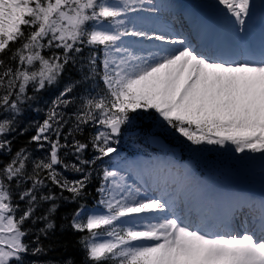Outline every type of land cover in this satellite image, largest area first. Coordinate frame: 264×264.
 Here are the masks:
<instances>
[{
  "label": "snow or ice",
  "instance_id": "obj_1",
  "mask_svg": "<svg viewBox=\"0 0 264 264\" xmlns=\"http://www.w3.org/2000/svg\"><path fill=\"white\" fill-rule=\"evenodd\" d=\"M151 0H0V110L12 118L0 120V138L14 130L22 105L59 83L66 67L75 66L89 49L88 71L82 80L66 84L48 109L30 142L50 151L26 171V149L0 168V264H24L25 254H41L42 246L30 249L24 242V224L45 220L40 232L47 236L56 225L49 219L57 205L36 216L43 201L39 189L45 179L71 193L75 201L87 195L91 172L85 165L109 157L117 149L122 127L130 125L142 110L153 112L164 124L194 145L232 146L236 153L261 154L264 160V50L259 59L241 61L216 58L210 49L201 51L196 37L173 36L166 25L152 27L136 14L158 12L146 7ZM240 32L246 31L252 15V0H217ZM137 38L133 42L125 38ZM148 42L151 47H144ZM45 49H62L44 55ZM83 71V66L80 68ZM103 82L95 95L81 98L72 131L92 122L99 130L91 139L98 155L82 159L89 144L76 140L71 148L78 163H66L61 143L60 111L71 105L70 95L84 81ZM55 136V139H52ZM67 139V137H65ZM11 151V141L0 139V151ZM67 155V152L64 153ZM58 166L84 173L70 181ZM41 172L47 176L41 178ZM27 180L31 187L19 193L27 201L21 209L15 187ZM104 184L98 189L104 211L82 218L73 214L71 227L87 232L81 240L90 264H264V201L258 228L243 233L232 230L231 220L200 218L182 206L179 196L167 186L158 195L141 196V188L129 186L118 171L103 170ZM20 215H17V213ZM39 240V237H37ZM35 264V262H33Z\"/></svg>",
  "mask_w": 264,
  "mask_h": 264
},
{
  "label": "trees",
  "instance_id": "obj_2",
  "mask_svg": "<svg viewBox=\"0 0 264 264\" xmlns=\"http://www.w3.org/2000/svg\"><path fill=\"white\" fill-rule=\"evenodd\" d=\"M53 51L62 52V49H45L43 54L51 55ZM88 54L89 49L85 48L83 53L80 54L78 63L75 66L69 64L66 67L57 85L47 87L38 93L34 92L33 89L29 87L28 94L36 98L21 106V113L15 116L13 123L14 130L7 133L5 137L0 138L11 141L10 152L7 150L0 151V168L8 163L15 156L17 151L26 149V152L30 153L26 171L31 175L34 162L45 159L48 156L50 145L45 142L44 147L41 148L38 143L30 142L31 137L36 135L38 125L46 119L49 107L56 97L59 96L64 86L74 80H82L83 75L88 71L86 66ZM82 66L83 71L80 70ZM103 88L104 85L102 81L99 80V77H97L96 81H84L70 95V98H72L74 102L68 107L60 109V111L65 114L64 119L67 121V123L61 122L63 124L61 143H66L70 146L69 149L61 150V155L66 163H78L76 156L80 154L75 153L74 149L71 148V145L74 144L76 140L89 144V147L81 157L82 159H95L98 155L91 146V139L99 130H102L100 126L93 125L92 122H89L88 124L81 125L82 131L75 132L72 131V129L77 123L75 113L81 105V98L88 93L95 95L96 91ZM132 115L136 117L134 121L138 123V125L136 124V128L139 134L133 135V130H130L126 125L123 126L121 134L118 137H114V140L118 141L113 143V147H115L117 151L123 154L132 151L146 153L145 150L148 149L147 147H149V145L144 144L145 141L142 136L149 137V140L158 138L160 141L162 140L163 143L168 144L172 150H177V154L183 159L194 160L203 174L209 173L213 176L223 177L221 171L223 166L217 161V155L214 152L211 151L210 153L207 152L206 155H202L197 152V150L190 147L195 146L190 141L183 146L174 144L175 139L173 137H178L180 134L171 128H165L167 127L166 125L159 124L153 112L144 113L142 110H138V113H133ZM4 118H12V114L3 113V111L0 110V120ZM156 131L159 132L160 136H151L156 135ZM65 137H67V139H65ZM179 137L182 138L181 135ZM52 139H55V136H52ZM136 146L142 147L137 149L135 148ZM65 152H67V155H64ZM109 157H104L103 160L97 161L94 165H85L86 171L92 173L90 182L86 188L87 195L82 198H77L75 201L71 199V193L62 190L58 186L52 184L50 180L45 179L46 186L41 187L39 193L43 195H54L55 200L41 202L37 207L36 216L46 215V210L50 208L54 202L58 207L56 212L49 217V219L55 223L56 227L45 236L40 232V229L45 228V220L37 219L35 222H33V220L25 222L23 227L27 235L24 238V242L29 245L30 249L42 246L45 251L36 255L30 253L25 254L24 264H33V262H35V264H90L86 249L81 243L82 238L88 234L87 232L73 230L71 221L73 214L81 210H85L82 218H86L89 211L95 206L96 202H98V189L102 184L103 170L111 164V158ZM58 171L70 181L79 180L84 175V173H77L71 169H64L60 166H58ZM40 175L41 178H45L47 173L41 172ZM31 184L32 181L27 180L21 187L17 188L15 187V182H13L16 202L20 204L21 209L27 206V201L19 200V193L31 187ZM17 215H20V213L18 212ZM37 237H39V240Z\"/></svg>",
  "mask_w": 264,
  "mask_h": 264
},
{
  "label": "bare ground",
  "instance_id": "obj_3",
  "mask_svg": "<svg viewBox=\"0 0 264 264\" xmlns=\"http://www.w3.org/2000/svg\"><path fill=\"white\" fill-rule=\"evenodd\" d=\"M264 1V0H259ZM168 3L172 5L175 9L177 15H173L177 20H173V17L168 14V19L170 21H174V26H169V30L173 36L182 34L179 32L181 27H184L185 24L182 22L180 18H178L179 11L185 12L189 18L192 21V24L199 23L203 24L202 29L204 32H206L207 29H213L214 31H217L222 33L225 41L230 40L233 43H236L234 49H232L233 52L237 54H241L243 57H246V55L250 52L249 48H253V44L256 45L254 49H258L261 46V42L258 41L259 34L264 35V5L260 6V9L258 10V13H253L251 15V18L247 21V28L246 31L240 32L238 30V26L236 25L234 19L230 20L228 19V15L226 12L222 9L221 6L217 4V0H151V3L149 4L150 7L158 6L159 11L158 12H150V14H147L145 12H141L136 14L139 18L142 19L143 22H145L147 25L152 27H158L160 26V23L158 22L159 18L161 17V14H163V3ZM253 2V0H252ZM219 8V10H218ZM167 11H173L172 9H167ZM170 12V13H171ZM256 20L262 21L261 23H258ZM180 26H179V25ZM184 31L191 32L190 29L185 26ZM231 34L234 36L232 37ZM235 37V38H234ZM130 41L133 42L137 38L129 37ZM144 46H148V42H144ZM202 49V48H201ZM207 50V48H206ZM211 50H213V47H211ZM220 50L223 51V46H220ZM202 51V50H201ZM216 58L219 59L218 56ZM128 168L130 170H133L135 167V162H130L128 164ZM150 169L149 165L144 166V171H148ZM172 169H175V167L172 166ZM180 169H178L176 172H173L171 174V179H168L166 181L167 187L169 190L174 189V187L182 181V178L178 176ZM121 176L125 179L126 183L129 186L136 187L141 183L140 181H135L134 178H131L130 176H127L125 173L129 174V171L127 169L120 168ZM130 175V174H129ZM133 175V173H132ZM157 187L150 188L149 183H143L142 186L148 190L147 194L140 193L141 196H153V192H156V189L158 187L163 186L162 179H158V181L155 182V185H158ZM165 187V186H164ZM201 189V184L196 181L192 176L186 177L182 185L179 189V191L176 193L179 197L181 196H187L191 193H198ZM215 191L213 189L210 190V192L207 194V196L204 198L202 204H201V210L200 216L205 215L210 219V217L215 213L217 221L222 220V216L219 213L218 209L215 208L214 203L216 200V196L214 195ZM237 204H242L244 209L250 210L251 218L254 219V223L250 224L248 226H244L245 223H247V219L242 218L241 215H237L238 218L240 217V225L243 226V232L245 230H252V228L255 226L258 228L259 224H257V219L260 218L261 210L260 208L255 209L253 208V200L249 199H237ZM262 201H259L258 204L260 205ZM235 211H238L236 208ZM228 214L230 213V209L228 208ZM260 223V222H259ZM233 225V222H232ZM233 230V228H232Z\"/></svg>",
  "mask_w": 264,
  "mask_h": 264
},
{
  "label": "rangeland",
  "instance_id": "obj_4",
  "mask_svg": "<svg viewBox=\"0 0 264 264\" xmlns=\"http://www.w3.org/2000/svg\"><path fill=\"white\" fill-rule=\"evenodd\" d=\"M264 5V1H259V0H253L252 2V12L258 13V10L260 9V6ZM168 6L171 8L172 6L170 4L163 3L162 7H163V14H161V17L159 18L158 22L160 23V25H166L168 27L169 24H171V21L168 19V13L167 8ZM146 7H149V4H146ZM219 10V8H218ZM147 14H150V12H145ZM186 15V14H184ZM228 19L232 20L233 18H231L230 16H228ZM258 23H261L262 21L260 20H256ZM210 31V29H209ZM207 33H210V32ZM183 33V32H182ZM184 34V33H183ZM233 36V34H232ZM126 41H129V37L125 38ZM144 46V45H143ZM144 47H151V45L148 43V46H144ZM154 113V111H153ZM155 114V113H154ZM156 115V114H155ZM157 118V122L159 124H164V122L162 120H160L157 115L155 116ZM130 128V130H133V135L135 134H139L137 128H136V123L132 122L130 125H126ZM165 128H169V127H165ZM179 134V133H178ZM151 136H160L159 132L156 131V135H151ZM180 135H178V137H173L175 139V143L174 144H180V145H185L187 144V142H189L186 138H184L182 136V138L179 137ZM143 140L145 141L144 143L146 145H149V147H147L148 151L152 150L155 151L154 154L158 155H151V156H144V155H139V154H135V155H130V157H123L121 155V153L119 151H116L114 153H112L110 155L109 158L112 157L113 161H114V165L112 167L111 170L114 171H118L120 172V168H125L128 171L130 170V168H128V164L130 162H135V167L133 170H131V172H136L139 173L140 176H142L140 178V181L144 182V180L147 179H153L154 181H157L158 179H162L163 182H166L168 180V178H171V174L172 172L170 171V166L171 165H176L178 164V162L174 159V156H178L177 154V150H172L170 148V146L168 144L163 143V141L159 140L158 138H154L152 140H149V137L146 136H142ZM142 141V140H141ZM196 150L202 149L203 151H215L217 154H221L225 159L223 160H228L229 164L225 165L223 167L224 171H226L227 173L225 174L226 178L225 182L226 183H218V182H214L210 177H206V178H200L199 176H197L193 170V164L190 163V166H181L182 168H184V176H188L191 174L195 175V180L199 181L201 183V193L199 194V200L197 201L195 208L199 207V204L202 200V196L203 194H208L210 188H214V191L217 193H220L221 195L219 196L218 200L221 202V198L223 196V194H229L232 195L234 197H241V198H251L253 200H259L262 199L260 198L261 193H264V160L261 159V154H240V153H236L233 149L232 146H226V147H220L217 145H213L212 146H203V145H195ZM160 154V155H159ZM169 155L168 157L165 155ZM176 158V157H175ZM176 163V164H175ZM149 165L150 169L152 170L154 168L155 171H152L149 176L147 175V171H144V166ZM177 166V165H176ZM178 167V166H177ZM174 172V170H173ZM127 176H130L129 174L125 173ZM131 178H134L132 176H130ZM148 177V178H146ZM135 181H137L136 178H134ZM230 179V180H229ZM241 179L240 182H243L242 180H250L252 184H255L256 187L252 188L253 192L251 191V194H240V192L236 189L238 186V182ZM104 184L103 181V177H102V185ZM141 185V184H140ZM181 183L176 187L175 190H171L174 193H176V191L180 188ZM241 186H243L241 184ZM132 187V186H131ZM140 186L133 187V188H139ZM141 188V193L146 194V190ZM256 192V194L254 193ZM197 194V195H198ZM215 194V193H214ZM156 195H158V193H156ZM201 196V197H200ZM102 199L101 193H100V199L97 202L95 208L90 212L89 215L91 214H98L104 211L103 206L100 204V201ZM185 197L181 198V202L183 203V206H185L187 208V205L185 204L187 201L185 200ZM250 219H249V224H250ZM248 224V222H247ZM238 232H241V228H238Z\"/></svg>",
  "mask_w": 264,
  "mask_h": 264
}]
</instances>
